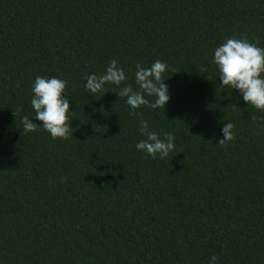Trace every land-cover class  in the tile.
Segmentation results:
<instances>
[{"label": "trees", "instance_id": "trees-1", "mask_svg": "<svg viewBox=\"0 0 264 264\" xmlns=\"http://www.w3.org/2000/svg\"><path fill=\"white\" fill-rule=\"evenodd\" d=\"M245 34L264 48V0H0V264H264V110L213 63ZM112 59L134 89L165 62L166 109L87 91ZM37 76L67 81V140L23 132ZM140 120L174 136L166 159Z\"/></svg>", "mask_w": 264, "mask_h": 264}, {"label": "clouds", "instance_id": "clouds-1", "mask_svg": "<svg viewBox=\"0 0 264 264\" xmlns=\"http://www.w3.org/2000/svg\"><path fill=\"white\" fill-rule=\"evenodd\" d=\"M258 43V41H257ZM213 63L219 71L220 85L226 89H236L243 100L251 107L264 110V48L250 43L246 34L242 38H228L226 42L218 46L214 51ZM168 66L165 62L156 60L149 67L136 65L134 89L127 84V76L123 66L118 65L116 59H112L104 73H95L86 77L85 88L93 96L98 93L106 94L108 84L118 88L115 93L119 98H126L130 107V116L135 117L137 109L148 106L152 109H166L170 100L169 88L165 83L163 74ZM123 85V86H122ZM67 81L58 78H44L37 76L33 85L34 96L31 100L34 109V119L42 123H35L27 115L22 117L23 132L25 134L38 131V125L50 133L52 139L70 138L72 130L69 120L70 100L64 94ZM148 97H152L149 100ZM74 113V112H73ZM14 115H19L14 111ZM253 123L256 116L252 115ZM141 139L136 148L142 151L146 157L166 159L175 150L174 136L165 133L162 137L156 131L149 128L147 120H140ZM234 125L231 122L223 123L222 139L219 145L234 141ZM218 258L211 257L212 264H217Z\"/></svg>", "mask_w": 264, "mask_h": 264}]
</instances>
